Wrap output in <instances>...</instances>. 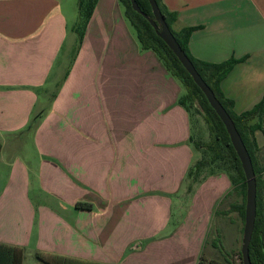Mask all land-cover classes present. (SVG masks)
<instances>
[{"label": "crops", "instance_id": "1", "mask_svg": "<svg viewBox=\"0 0 264 264\" xmlns=\"http://www.w3.org/2000/svg\"><path fill=\"white\" fill-rule=\"evenodd\" d=\"M160 2L173 30L195 27L194 58L245 56L219 85L235 113L252 107L264 93V0ZM76 16L69 0H0V252L20 249V264L36 253L199 264L229 181L218 172L187 188L198 150L181 88L140 48L118 1L96 0L79 43ZM254 139L264 179V133ZM261 206L264 217V186Z\"/></svg>", "mask_w": 264, "mask_h": 264}, {"label": "trees", "instance_id": "2", "mask_svg": "<svg viewBox=\"0 0 264 264\" xmlns=\"http://www.w3.org/2000/svg\"><path fill=\"white\" fill-rule=\"evenodd\" d=\"M117 1L122 7L125 19L134 31L135 38L140 48L142 50H150L153 52L168 74L181 86L182 93L178 96L177 103L181 105L189 115L191 108L195 112L201 114L205 123L207 130L206 141L198 142V140H194L193 133L189 137L193 147L198 151L201 150V156L197 158L186 171L185 178L188 181L187 188L190 189L193 183L199 182L207 175L218 172L224 173L231 185L232 183H235V185L239 186L242 200L240 203L231 204L230 208L237 211L243 223L245 181L239 161L229 143L227 133L221 121L207 103L200 89L193 83L189 74L181 66L170 49L156 35L147 19L131 8L129 0ZM95 2L96 0H76L77 16L72 29L76 33L77 43L81 40L83 30L92 13ZM135 2L141 12L147 17H152L147 0H135ZM155 2L177 44L232 120L249 155L255 178L256 192L255 217L251 237L248 243V256L251 264H264V217L261 206V190L262 186H264V179H261L259 169L256 165L255 151L257 148L254 139L255 131L258 130L261 133H264V93L252 107L240 113H235L232 109V100L224 96L219 84L220 80L228 73L232 65L243 60L245 56L241 58L230 57L220 62H206L194 58L189 53L187 44L190 32L195 27H183L177 31L173 30L171 24L176 19L175 12L168 11L160 0H155ZM231 173H234V176L231 175ZM190 176L192 178H190ZM2 248L4 252H0L1 260L3 259V256H7L10 264H20V249L4 245H2ZM238 257L240 260L239 264H241L239 252ZM35 258L36 262L34 264H61L58 262L57 256L51 257L50 255L36 253ZM198 263L229 264L227 260L217 261L214 259H204L201 256L198 259Z\"/></svg>", "mask_w": 264, "mask_h": 264}, {"label": "water", "instance_id": "3", "mask_svg": "<svg viewBox=\"0 0 264 264\" xmlns=\"http://www.w3.org/2000/svg\"><path fill=\"white\" fill-rule=\"evenodd\" d=\"M131 8L147 19L150 26L155 31L156 35L164 42V44L170 49L173 55L176 57L181 66L191 77L193 83L200 89L204 95L207 103L213 109L219 120L221 121L231 147L233 148L235 155L239 161V165L245 181V197L243 208V223L241 230V241L239 247V254L241 264H251L248 256V243L251 237V232L255 217V178L251 165L249 155L240 139L238 132L236 131L234 124L224 108L214 97L212 91L203 82L199 74L194 69L192 63L184 54L182 49L177 44L173 35L171 34L168 26L166 25L155 0H147L152 17H147L140 11L135 0H129Z\"/></svg>", "mask_w": 264, "mask_h": 264}, {"label": "rangeland", "instance_id": "4", "mask_svg": "<svg viewBox=\"0 0 264 264\" xmlns=\"http://www.w3.org/2000/svg\"><path fill=\"white\" fill-rule=\"evenodd\" d=\"M69 1L71 3V8L73 7L74 9H77L76 1ZM128 26L130 27L131 33L134 34V31L129 23ZM190 117L194 129L193 139L198 140V142L206 141L207 130L201 114L195 112L191 108ZM28 143H30V140H24L21 146L24 147L25 144L28 146ZM199 151L198 154H196V157L198 156V158L201 156V150ZM231 175L234 176V173H231ZM190 178L192 177L190 176ZM241 200L242 195L239 186L235 185V183H232L231 185L229 181V187L222 195L219 203L216 205V211L210 223L207 239L204 244V250L202 252L204 259H207V256L212 254L214 256L213 258H216L217 260H227L229 264H239L240 260L237 259L239 258L238 252L241 241L242 220L237 211L230 208V205L240 203ZM176 218V213L174 211L172 221H175Z\"/></svg>", "mask_w": 264, "mask_h": 264}, {"label": "built area", "instance_id": "5", "mask_svg": "<svg viewBox=\"0 0 264 264\" xmlns=\"http://www.w3.org/2000/svg\"><path fill=\"white\" fill-rule=\"evenodd\" d=\"M237 260H239V258Z\"/></svg>", "mask_w": 264, "mask_h": 264}]
</instances>
